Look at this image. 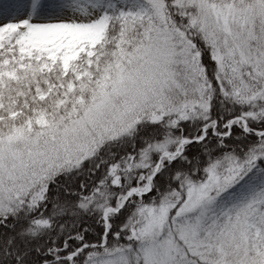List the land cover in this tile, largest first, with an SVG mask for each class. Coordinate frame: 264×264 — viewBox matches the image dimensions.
Instances as JSON below:
<instances>
[{
  "label": "snow or ice",
  "instance_id": "snow-or-ice-1",
  "mask_svg": "<svg viewBox=\"0 0 264 264\" xmlns=\"http://www.w3.org/2000/svg\"><path fill=\"white\" fill-rule=\"evenodd\" d=\"M0 264H264V0H0Z\"/></svg>",
  "mask_w": 264,
  "mask_h": 264
}]
</instances>
